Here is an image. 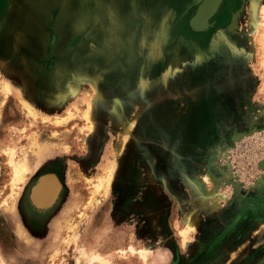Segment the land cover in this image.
<instances>
[{"label": "rangeland", "instance_id": "1", "mask_svg": "<svg viewBox=\"0 0 264 264\" xmlns=\"http://www.w3.org/2000/svg\"><path fill=\"white\" fill-rule=\"evenodd\" d=\"M201 1L33 0L34 23L29 0H10L18 17L0 27L10 48L0 54V264H89L99 253L109 264H143L131 246L149 250V264H241L238 255L258 243L244 234L264 238V79L251 29V7L264 0H224V23L195 45L176 23L189 32ZM81 112L93 115V132ZM9 147L29 170L14 193ZM55 158L65 199L34 239L17 201L33 171ZM210 163L229 178L219 189L224 207L201 213L185 245L181 220L201 211L190 182L206 181Z\"/></svg>", "mask_w": 264, "mask_h": 264}, {"label": "flooded vegetation", "instance_id": "2", "mask_svg": "<svg viewBox=\"0 0 264 264\" xmlns=\"http://www.w3.org/2000/svg\"><path fill=\"white\" fill-rule=\"evenodd\" d=\"M29 1L30 3L27 7V10L30 7L32 8V22H34L33 20L35 19L36 15L39 18V8L36 4H34L35 1ZM16 4L17 2H14L13 4L15 9L18 7V4ZM13 6L12 3H10V0H0V27L5 23L7 18H13L14 20H16V18L18 17L16 16L15 9H13L12 12L11 10H9ZM224 21L225 16L223 14L216 13L215 16H213L210 20V23L213 22L214 25L208 31H217V29H219V27L224 23ZM48 23L49 22H47V24ZM47 24H45L41 28L43 30V36L44 32L48 33L47 29L49 27L47 28ZM176 29L179 30L180 35L188 37V41L192 42L195 45H201L205 43L204 40L207 37L208 33V31L195 33L191 31L189 25V32L186 31L182 19L177 21ZM188 33L193 36H187ZM34 41L35 43H37V47L35 50H43V46L45 43L44 37L40 39H35ZM0 46V54L4 57L7 53H9L10 48L7 47L6 42H3L2 40H0ZM33 51L34 48L30 46L29 51L25 53V56L28 54L30 55ZM38 54H40L39 51H37V55ZM40 57L44 59L42 54H40ZM63 170L64 165L60 159L55 158L46 161L41 167L33 171V173L27 179V182L25 183L19 195L16 206L17 217L25 232L34 239H41V237H43L51 219L56 215L58 209L61 208L62 203L65 199L66 183L64 181ZM258 253L259 252L256 251L248 252L246 256H242L241 264H245V262L247 261H249V264H260L261 261L264 259V256H260L258 255ZM175 263L180 264L179 261H176ZM262 264H264V262Z\"/></svg>", "mask_w": 264, "mask_h": 264}, {"label": "bare ground", "instance_id": "3", "mask_svg": "<svg viewBox=\"0 0 264 264\" xmlns=\"http://www.w3.org/2000/svg\"><path fill=\"white\" fill-rule=\"evenodd\" d=\"M251 14H252L251 15V29H252V33L255 35V39H254L255 45L253 49L255 50L256 54L259 57V65H260L261 72H262V78L264 79V6L261 9H259V6L257 4H253L251 7ZM201 21H204L205 23L209 22L208 20H206V18ZM195 26L196 28H200L196 24ZM3 92L5 94V97H7L9 94H11L12 89L9 85H5L3 88ZM21 103L24 105L25 109L26 108L28 109V115L33 116V117L36 116L34 109L30 106L29 103L25 102L24 100H21ZM89 105L91 106L93 104H89ZM92 107L94 108V106ZM70 113L71 112H69V114L67 115L65 119L63 118V120L61 119L57 123L62 124L64 121L67 122L68 120H70L74 116V114L72 113L70 114ZM81 113H82V116L88 122V125L86 126V128H89V132L92 130L94 131L95 122L93 119V115H91V113L89 114L88 112H81ZM126 124H127L125 125L126 128L130 127L129 129H131L132 125L128 123ZM128 133L130 134V132ZM2 151L4 154H6L9 157V165L11 166V169H12V179H11L12 193H14L15 189H17L20 183L23 182V180L25 179V175L29 171L28 166H27V160L23 159V160L17 161L15 159L16 155H15V151L13 148H10V147L5 148ZM209 169L210 170L208 172L206 181L198 180V181L190 182V189H191L193 198L195 201L198 202L199 208L201 209V211L199 212L197 209H193L186 216H184V218L181 220V223L184 226L181 227L179 234H180V239L182 243L185 245L189 242V239L191 238V235L194 233V231H196L198 227H200L201 213L205 214L206 217H209L215 214L216 211L221 210L224 207L222 203L223 196L222 197L220 196L219 189L223 182L229 183V178L224 175L225 174L224 172L214 167L213 164L211 163H210ZM99 182L100 183L99 185H97V188H96L98 191H100L101 188L106 189L107 186H109V184L111 183L109 179L107 180V182H105L106 185H103L102 181H99ZM208 183L212 184L211 189L208 188L207 186ZM76 241H77V235H72V237L69 238L66 242L67 244H69L70 242H76ZM130 249L133 251V254L137 255L140 258L143 264H149L148 263L149 262L148 261L149 250H146L143 248L136 249L133 246H131ZM83 255L86 256L87 252H84ZM87 259L89 260L88 261L89 264H109L110 263V259L104 256V254L102 253L94 254L89 257L87 256Z\"/></svg>", "mask_w": 264, "mask_h": 264}, {"label": "water", "instance_id": "4", "mask_svg": "<svg viewBox=\"0 0 264 264\" xmlns=\"http://www.w3.org/2000/svg\"><path fill=\"white\" fill-rule=\"evenodd\" d=\"M223 1L224 0H202L199 3L193 4L196 5V10L188 21V25L191 31L195 33H201L206 32L210 28H212L214 23H210V20L217 13ZM193 5H191L189 8H191ZM205 18L209 22H206V25L203 26L204 28H196L195 24H197L201 20H204ZM261 167L264 168L263 165H261Z\"/></svg>", "mask_w": 264, "mask_h": 264}, {"label": "crops", "instance_id": "5", "mask_svg": "<svg viewBox=\"0 0 264 264\" xmlns=\"http://www.w3.org/2000/svg\"><path fill=\"white\" fill-rule=\"evenodd\" d=\"M261 211V208L258 209V212ZM257 214V213H256ZM256 221H258V218L254 219V222L256 223ZM249 222V221H248ZM254 223V224H255ZM245 221L243 223H241V225L244 226ZM253 224V225H254ZM253 225H250V226H253ZM256 230V229H255ZM255 230H252V229H249L248 232H246L244 235L246 236V241H249L250 243L254 240L257 239L258 243H255L252 247H250V244L248 246V248H245L241 254H239L238 256L239 257H242V256H246L248 252H252V251H256V252H259L258 255H263L264 256V250H262V247H263V243H264V238H261L262 237V234H257L255 233ZM260 237V238H259ZM229 251V250H228ZM199 253H201L200 250L197 251V256L199 255ZM224 256V255H223ZM264 260V259H263ZM262 260V261H263ZM261 261V262H262ZM205 264H209L207 261L204 262Z\"/></svg>", "mask_w": 264, "mask_h": 264}]
</instances>
